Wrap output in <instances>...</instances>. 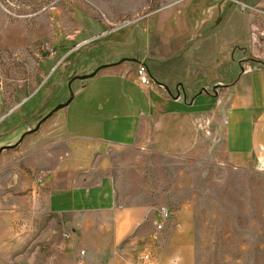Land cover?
Listing matches in <instances>:
<instances>
[{
    "label": "crops",
    "instance_id": "obj_1",
    "mask_svg": "<svg viewBox=\"0 0 264 264\" xmlns=\"http://www.w3.org/2000/svg\"><path fill=\"white\" fill-rule=\"evenodd\" d=\"M254 26L224 0H178L131 25L129 33L101 28L93 40L83 23L82 46L97 41L105 57L80 75L121 58L136 62L74 82L67 106L0 153V213L22 212L30 183L34 200L43 199L47 212L64 221L62 238L70 234L49 256L53 264L61 255L76 264L80 251L79 264H144L135 258L139 253L193 251L191 205L179 196L200 166L264 173V53L251 56L264 31ZM138 64L145 65L150 84H139ZM5 104L0 84V110ZM39 170L46 172L41 184L30 176ZM161 207L169 217L157 231ZM92 216L96 222H85ZM22 232L0 229V253L17 250Z\"/></svg>",
    "mask_w": 264,
    "mask_h": 264
},
{
    "label": "rangeland",
    "instance_id": "obj_2",
    "mask_svg": "<svg viewBox=\"0 0 264 264\" xmlns=\"http://www.w3.org/2000/svg\"><path fill=\"white\" fill-rule=\"evenodd\" d=\"M175 1L178 0H0V84L6 97L0 110V147L17 141L25 127L34 126V119L65 102L77 81L68 86V80L105 57L97 41L82 46L86 35L93 40L101 28L125 31ZM224 1L255 21L259 32L264 31V0ZM83 23L91 29L86 35ZM255 38L251 56L260 58L257 53H264V36ZM29 94L32 95L24 99ZM20 100L18 112L5 117ZM31 114L32 119L18 120ZM200 170L192 178V185L182 188L179 196L191 205L187 216L193 213L194 250L146 252L147 262L137 258L144 255L139 253L137 262L264 264V173L232 166L201 165ZM37 172L30 174L32 179ZM26 183L23 211L10 218L4 217L7 211L0 213V229H23V246L1 252L0 264H17V252L21 264H53L49 256L55 253L54 248L59 250L68 244L61 236L62 229L68 228L61 218L47 212L43 199L34 200L30 183ZM84 220L96 222L97 217ZM52 229L56 235L50 237ZM61 258L57 264H68L64 255ZM75 259L79 264L78 255Z\"/></svg>",
    "mask_w": 264,
    "mask_h": 264
},
{
    "label": "water",
    "instance_id": "obj_3",
    "mask_svg": "<svg viewBox=\"0 0 264 264\" xmlns=\"http://www.w3.org/2000/svg\"><path fill=\"white\" fill-rule=\"evenodd\" d=\"M136 62L135 59H132V58H121L119 59L117 62L115 63H112V64H104V65H99L97 66L95 69H93L92 72L88 73V74H81V75H74L72 76L69 80H68V86L70 85L71 82H73L74 80H77V81H84V80H87L91 77H93L98 71L102 70V69H105V68H108L110 66H113V65H116V64H120L122 62ZM72 97V93L70 92V96L69 98L63 102V103H60L58 105H56L54 108H52L48 113H46L43 117H41L37 122L36 124L34 125L33 128L23 132L20 137L17 139V141L11 145H4V146H1L0 147V153L4 150H12L14 149L21 141L22 139L27 136V135H30L34 132H36L38 130V128L40 127V125L47 119L49 118L54 112L64 108L65 106L68 105L70 99Z\"/></svg>",
    "mask_w": 264,
    "mask_h": 264
},
{
    "label": "built area",
    "instance_id": "obj_4",
    "mask_svg": "<svg viewBox=\"0 0 264 264\" xmlns=\"http://www.w3.org/2000/svg\"><path fill=\"white\" fill-rule=\"evenodd\" d=\"M239 5L243 6L242 4H239ZM136 76H137V79H138V82H139L140 85L145 86V85L150 84V79H149L148 72H147V69H146L145 65H143V64H138L137 65ZM45 177H46V172L42 171V170L38 171L34 175V178H35V181H36L37 184H41L44 181ZM168 217H169V214L166 211V209L161 207L159 209V220L160 221H159V223H157L155 225V230L160 231L161 228H162L163 223L168 219ZM63 237L66 238V239H69L70 234L69 233H64ZM82 255H83V252L80 251L79 252V260L82 259ZM138 259L141 262H147L149 260V255L148 254L141 255V256L138 257Z\"/></svg>",
    "mask_w": 264,
    "mask_h": 264
},
{
    "label": "trees",
    "instance_id": "obj_5",
    "mask_svg": "<svg viewBox=\"0 0 264 264\" xmlns=\"http://www.w3.org/2000/svg\"><path fill=\"white\" fill-rule=\"evenodd\" d=\"M130 29H131V27H128V29H126L125 31L117 30V31H114L112 34H117V35L126 34V33H129L131 31ZM96 30H97V27H96ZM99 33H100V31H98L97 34H99Z\"/></svg>",
    "mask_w": 264,
    "mask_h": 264
}]
</instances>
